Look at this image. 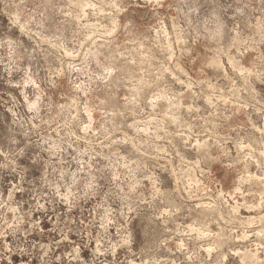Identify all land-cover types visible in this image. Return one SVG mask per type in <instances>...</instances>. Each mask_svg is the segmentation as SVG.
I'll list each match as a JSON object with an SVG mask.
<instances>
[{"label": "clouds", "instance_id": "1", "mask_svg": "<svg viewBox=\"0 0 264 264\" xmlns=\"http://www.w3.org/2000/svg\"><path fill=\"white\" fill-rule=\"evenodd\" d=\"M0 264H264V0H0Z\"/></svg>", "mask_w": 264, "mask_h": 264}]
</instances>
